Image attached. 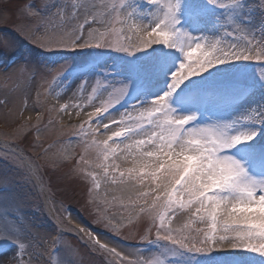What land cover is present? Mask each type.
Returning <instances> with one entry per match:
<instances>
[{
  "label": "snow or ice",
  "instance_id": "obj_1",
  "mask_svg": "<svg viewBox=\"0 0 264 264\" xmlns=\"http://www.w3.org/2000/svg\"><path fill=\"white\" fill-rule=\"evenodd\" d=\"M0 19L5 26L11 22L15 35L49 52L97 49L132 57L151 49L157 57L158 63L134 62L129 77L107 68L95 78L84 77L69 97L75 102L59 103L57 94L49 111L77 118L59 143L82 149L72 172L88 181L98 220L112 232L123 226L100 209L95 193L102 175L129 193L128 204H122L133 209L129 222L148 217L156 230L150 243L163 249L151 258H130L133 253L118 251L79 223L38 237L20 214L27 194L13 190L6 172L0 180V264H84L66 234L89 253L103 255L107 264H173L185 253L194 257L225 250L264 256V141L256 142L264 130V102L249 103L257 83L264 90V0H0ZM189 28L217 34L194 35ZM156 45L178 51V66ZM10 46L11 41L0 40V50ZM237 61L257 62L256 82L241 77L216 83L212 73ZM69 69L62 63L48 74L55 72L53 83H62ZM160 74L167 76L166 88L150 94ZM198 80V88L185 92ZM133 85L135 99L129 102ZM174 96L188 111H179ZM7 147L0 158L20 170V178L38 190L51 213L68 214L56 215L57 221H71L70 207L45 184L43 166L17 147ZM93 152L101 173L80 167V162L88 165L86 154ZM69 159L76 155L57 153L52 163ZM178 215L187 223L173 228Z\"/></svg>",
  "mask_w": 264,
  "mask_h": 264
},
{
  "label": "rangeland",
  "instance_id": "obj_2",
  "mask_svg": "<svg viewBox=\"0 0 264 264\" xmlns=\"http://www.w3.org/2000/svg\"><path fill=\"white\" fill-rule=\"evenodd\" d=\"M12 2L24 3L27 0H12ZM36 2H39V0H36ZM108 2H111V0H108ZM14 19L15 17H13ZM255 23L258 26V16ZM189 31H192L194 35L217 34L216 31L201 33L191 28H189ZM3 39L11 41V46L5 50H0V58L5 60L8 54L14 52L17 54L18 59L15 61L14 55L11 54L7 58L10 65H6L5 61L0 63V157L8 151L7 146L11 145L17 147V151L22 152L25 156H31L37 163L41 164L45 184L50 185L57 201L62 200L66 207H70L72 215L71 221H57L56 215L67 216L68 214L51 213L38 190H34L30 184L25 183L20 178L22 175L20 170L10 160L0 158V180L7 172L12 177L13 190L17 193L27 194L24 205L20 209L24 223L38 237H43L49 233L54 234L56 229L64 230L65 225L74 227L79 223L81 226L94 230L103 241L109 242L110 246H116L118 251L124 250L125 253H133L134 255L130 258L140 257L144 259L158 255L159 251H163V249L158 250L150 242L147 246L145 244H135L145 242L149 238L155 240L156 230L152 226L151 220L140 215L133 217L129 222L133 209L122 206V204H128L129 193L122 191L121 186L112 185L110 182L105 181L102 175H98L100 188L95 193L100 209L103 210L105 215L114 216L116 218L114 223L122 222L123 226L118 232H112L106 229L103 223L98 220L97 213L99 209L89 202L87 195L88 181L82 175L72 172V169L79 162L78 154L82 152V149L79 145L59 143L61 140H66L64 139L66 135H62V133L67 132L68 125L77 123V118L73 115L69 119L62 113L49 111L57 103L53 98L57 94L61 97L59 103L75 102L69 100V97L76 90V84L80 82L79 80L84 77L95 78L104 68L116 75L129 77L134 71V62L158 63V59L152 54V50H146L147 55L137 53L132 57L125 53L97 49H88L89 51L79 55L69 50L49 52L37 43L15 35L12 32L11 22L5 26V22L0 19V40ZM153 47L157 49L164 48L162 45ZM76 51L82 52L84 49H77ZM164 51L169 54L171 62L178 66L182 59L180 53L166 48H164ZM85 61H91V66L80 71L74 69ZM255 62L237 61L222 65L212 73V76L217 78L216 83L241 77L249 82H256V72H259V68H257V65L248 68L249 64ZM62 63L70 65V69L64 77L68 81L53 83L52 77L56 73L53 72L49 75L48 72L53 68L58 69ZM18 68H24L25 71H16ZM203 79L208 81V74H205ZM167 82V76L160 74L153 80L150 94L165 90ZM201 83L199 80L196 84L188 83L185 92L198 88ZM133 89L136 90L135 85H133ZM261 102H264V90L259 89L257 83V92L249 100V103L255 105ZM173 104L181 112L188 111L180 105L179 99L175 96L173 97ZM37 117H39V120ZM50 120L53 123L50 124ZM37 128L40 129L39 132H37ZM262 141H264V130H261V135L256 138L257 143ZM49 148L50 151L45 154L44 149ZM65 152L76 155V159L58 160L55 164L52 163L56 159L57 153ZM86 159L88 165L85 166L80 162V167L85 168L86 171L102 172V170L96 168L98 161H96L94 152L86 154ZM133 198H135L134 194ZM57 208H59V204H57ZM184 223H187V217L178 215L173 218L171 226L178 228ZM191 226L193 228L203 227V225L196 224ZM150 228L151 231H149ZM65 239L80 249L84 264H107L103 255L89 253L75 236L66 234ZM2 243L4 242L0 241V244ZM160 243L164 242L161 241ZM215 254H218L217 258L214 257ZM173 264H264V256L247 250H225L213 252L211 255L198 254L194 257L185 253L183 256L177 257Z\"/></svg>",
  "mask_w": 264,
  "mask_h": 264
}]
</instances>
